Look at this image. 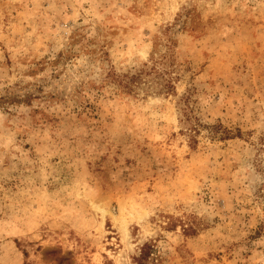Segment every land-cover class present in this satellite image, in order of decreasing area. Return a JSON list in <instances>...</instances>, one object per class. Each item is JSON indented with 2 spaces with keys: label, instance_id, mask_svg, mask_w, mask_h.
Here are the masks:
<instances>
[{
  "label": "rangeland",
  "instance_id": "rangeland-1",
  "mask_svg": "<svg viewBox=\"0 0 264 264\" xmlns=\"http://www.w3.org/2000/svg\"><path fill=\"white\" fill-rule=\"evenodd\" d=\"M145 243L264 264V0H0V264Z\"/></svg>",
  "mask_w": 264,
  "mask_h": 264
},
{
  "label": "trees",
  "instance_id": "trees-1",
  "mask_svg": "<svg viewBox=\"0 0 264 264\" xmlns=\"http://www.w3.org/2000/svg\"><path fill=\"white\" fill-rule=\"evenodd\" d=\"M126 77V76H125ZM116 80H118V83L122 84L123 87L130 89L131 86V82L129 83V81L125 78H116ZM125 80V81H124ZM170 86V85H169ZM166 88H167V84H166ZM193 127L190 128V130H192ZM196 130V129H194ZM185 231L187 230L186 228H184ZM155 245L153 244H148L145 243L140 250L139 255H137L135 257L136 263L137 264H148L151 260H154V253H155Z\"/></svg>",
  "mask_w": 264,
  "mask_h": 264
}]
</instances>
